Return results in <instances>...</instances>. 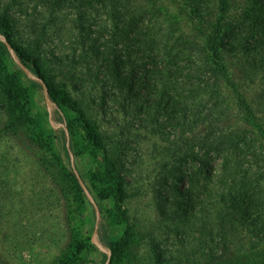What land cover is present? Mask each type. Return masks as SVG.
I'll return each mask as SVG.
<instances>
[{
	"label": "trees",
	"instance_id": "1",
	"mask_svg": "<svg viewBox=\"0 0 264 264\" xmlns=\"http://www.w3.org/2000/svg\"><path fill=\"white\" fill-rule=\"evenodd\" d=\"M42 1L50 8V22L64 7L75 11L74 39L67 49L42 53L44 32L17 38L20 28L11 5H0V92L9 98L3 104L8 119L0 135L33 125L20 79L8 73L3 62L7 55L44 81L47 97L68 119L67 142L83 132L90 152L101 156L106 185L99 196L116 202L120 220L126 223L119 240H111L105 231L98 236L110 250L106 264H127L125 251L136 236L124 209L129 197L123 170L127 146L115 140L100 118L110 113L108 101L124 118L134 112L145 129L171 127L157 177L158 184L172 191L166 206L159 207L162 214L184 218L189 230L197 219L202 235L216 241L223 253L232 250L241 229L263 239L264 184L251 186L246 178L253 161H264V119L257 113L260 106L264 110V86L248 97L241 79L264 72V0H175L201 40L178 31V21L162 0ZM41 26L46 30L45 23ZM226 90L243 112L240 123L232 115ZM212 154L219 157L221 172L216 192L208 195L214 209L208 210L207 195L202 199L196 185L199 171L188 176L186 188L180 181L187 161L195 160L202 171ZM71 176L79 187L76 165ZM211 178L207 176V182ZM70 247L74 250L65 251L60 264H79L87 242L76 234ZM156 262L167 260L157 252Z\"/></svg>",
	"mask_w": 264,
	"mask_h": 264
},
{
	"label": "rangeland",
	"instance_id": "2",
	"mask_svg": "<svg viewBox=\"0 0 264 264\" xmlns=\"http://www.w3.org/2000/svg\"><path fill=\"white\" fill-rule=\"evenodd\" d=\"M162 1L178 21V31L191 36L196 34L201 40V33L196 32L189 18L177 9L175 0ZM3 3H9L16 16L21 31H17V38L44 32L40 35L41 51L47 54L71 46L75 32L73 9L64 7L57 14L58 18L50 22V8L45 1L0 0V5ZM42 23L46 24V30H42ZM3 60L8 73L20 79L33 125L17 134L0 135V264H60L64 252L72 248L76 234L87 242L79 264H106L110 250L101 244L98 236L105 231L111 240H119L126 223L120 220L117 203L99 196L100 189L106 185L101 177L99 152H90L83 132L73 135L71 140L68 138L67 142L68 119L47 97L44 81L17 58L4 55ZM241 80H244L243 89L248 97H253L258 88L264 86V72ZM226 91L232 115L240 123L243 112ZM93 96L96 97V93ZM4 100L7 102L9 98L0 92V126L8 119ZM108 102L110 113L100 118L106 128H111L115 140L120 139L119 142L127 146L123 170L129 182V197L124 201V209L136 228V236L125 251L127 264H158L157 252L164 256L166 264H222L223 260L262 264L264 237L259 239L241 229L232 250L223 253L216 241L209 242L206 234L202 235L197 219L192 221L197 223L192 226L194 229L189 230L187 225L184 227L187 222L184 218L161 213L159 207L166 206V196L172 194L171 189L157 183L161 151L168 146L165 135L171 127L168 124L160 131L145 129L134 119V112L124 118L121 109ZM257 113L264 119L261 106ZM211 156L209 166L202 171L198 170L200 165L195 160L187 161L181 167L180 181V187L186 188L188 176L199 171L196 185L202 199L207 195L208 210L214 209L213 197L208 195L216 192L221 172L219 157ZM73 165L77 166L82 190L72 180ZM263 166L264 161H253V167L247 170L248 185L264 184ZM207 176L212 177L211 182H207ZM217 250L218 255L213 257ZM218 257L220 259L212 260Z\"/></svg>",
	"mask_w": 264,
	"mask_h": 264
}]
</instances>
